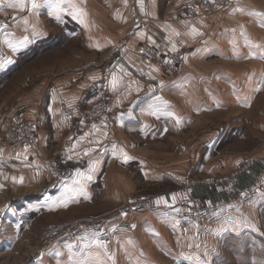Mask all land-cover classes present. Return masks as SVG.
Wrapping results in <instances>:
<instances>
[{"label":"crops","instance_id":"obj_1","mask_svg":"<svg viewBox=\"0 0 264 264\" xmlns=\"http://www.w3.org/2000/svg\"><path fill=\"white\" fill-rule=\"evenodd\" d=\"M186 1L35 0L33 8V0H23L20 10V0H0L5 22L0 27V209L14 227L22 225L16 216L100 212L115 230L111 249L97 247L98 238L90 234L59 238L46 244L36 264L64 262L58 260L65 249L81 254L68 264H188L183 250L190 236L236 235L255 226L248 211H257L263 201H246V175L234 198L220 189L197 188L209 215L190 220L186 215L194 205H177L173 188L189 164L179 159L172 166L171 144L188 141L196 133L189 129L202 127L204 112H214L220 125L236 122L238 109L264 107V0H231L223 13L175 20ZM143 43L166 55L182 50L178 75L168 77L142 59L137 49ZM102 86L111 92L116 115L102 124L70 126L65 110L95 101ZM20 110L36 123L38 153L12 151L6 142ZM220 128L209 130L212 147L203 153H214L213 146L232 134L239 133L236 139L247 134ZM163 140L165 146L158 147ZM186 142L178 148L181 156L191 153ZM244 151L234 143L228 154ZM196 171L213 170L202 165ZM150 197L167 204L146 210L142 203ZM201 245L206 250L207 244Z\"/></svg>","mask_w":264,"mask_h":264},{"label":"rangeland","instance_id":"obj_2","mask_svg":"<svg viewBox=\"0 0 264 264\" xmlns=\"http://www.w3.org/2000/svg\"><path fill=\"white\" fill-rule=\"evenodd\" d=\"M23 112L24 111L20 110L17 114ZM213 113L214 112H204L206 118L202 125H200L202 127L199 130L189 129V133L192 131L196 133L191 135L188 141L179 138L172 140L171 146L174 151L173 159L175 161L172 166H178L180 162L177 161L179 159H182L183 163L184 160L187 159V163L189 164V171L186 174L181 175L183 178L179 180L177 188L173 185V188L175 189V197L176 191L181 186L182 181H202L204 179L232 175L237 176L238 179L237 189L234 194H229L221 186H212L211 188L209 186L206 187L202 182H198L199 186L197 188L204 187L207 189H220L226 196L234 198L240 194L239 192L241 189L239 185L242 182V178L246 175L247 178L243 180L245 185L243 187V195L245 198L247 194L252 195L255 191L258 192L256 195H253L252 198H246V201H250L251 205H253L252 201H263V205L259 206L257 211L256 209L251 213L248 211V217L252 219L250 224L255 225L252 229L246 227L236 235H225L222 237H205L198 233L197 236H190L191 242L187 246V251L185 252L183 250V253L188 254V264H197V261H199L200 264H205V262H207V264H264V129L261 127V123L264 122V107L259 109H238L233 113L235 114L236 122L219 123L220 125L214 123L218 117L213 116ZM224 113L220 114V116ZM220 127L225 130L228 128L230 129L231 127L233 130L238 129L241 134H247L241 139H236L238 138L239 133L236 134V137L232 134L233 138L231 140H225L221 142V144L213 146L214 153H203L204 148L210 149V147H212V142L209 143L211 138L209 130L212 131V128L217 130ZM247 129L248 132H245ZM174 132H176L175 129ZM164 141L166 140L158 141V147L165 146L160 144ZM185 142L191 152L189 153V156L184 154L181 156L178 151V148H180L182 144H185ZM234 143L241 144L243 150H245L244 153L237 156H230L228 151L232 149ZM246 159L251 160L249 166L245 167L244 162ZM202 165L203 168L210 167L213 171L201 175L196 170H202ZM240 167H243L242 175H240ZM196 189L194 191L193 199L201 201L196 197ZM176 203L179 205L177 199ZM201 203L203 204L202 201ZM1 212L0 209V264H36L37 261L42 260V255L46 251V244L48 243V241L44 239L45 230L51 225H59L71 220L82 218H93L97 221L104 222L102 218L104 215H101L100 212L92 214L81 213L80 215L45 214L31 215L30 218L23 216L24 219L16 216L17 223H22V225L20 227H14L12 225L9 226L7 223L9 215H3L4 213ZM256 212H258V214H256ZM186 216L194 222H201L196 221L192 215H189V213ZM253 228H255V231H253ZM20 229H22L23 232ZM26 229L30 230L26 231ZM111 232L113 233V239L110 245H106V247L103 248L105 250L111 249L114 244L115 230H111ZM202 241L204 244L210 245L208 247L205 245L206 250H203L202 248ZM65 250H63L62 258L58 260V262L63 261L64 259L65 261L56 264H68L67 261L72 259H75L76 261V259L81 256L78 251L77 253L79 254L70 255V250ZM55 258L58 259L59 256L57 255ZM53 260L57 261L54 258Z\"/></svg>","mask_w":264,"mask_h":264},{"label":"built area","instance_id":"obj_3","mask_svg":"<svg viewBox=\"0 0 264 264\" xmlns=\"http://www.w3.org/2000/svg\"><path fill=\"white\" fill-rule=\"evenodd\" d=\"M231 5V0H187L185 4L175 13V20L206 19L218 13H223ZM4 19L0 18V27L4 26ZM138 55L148 63L160 67L164 75L173 77L178 75L183 65V51L176 49L170 55H166L159 48L143 43L137 49ZM66 118L70 126L76 123L86 125L102 124L110 121L115 115L112 107V97L110 90L102 86L97 99L85 107L67 108L65 110ZM6 142L12 151H23L27 153H38L40 143L37 135L35 121L29 119L25 112L14 115L10 121ZM251 159H246L244 166H249ZM242 175L243 167H240ZM239 175V176H240ZM239 178V177H238ZM202 182L206 187L221 186L229 194H234L237 189V176H227L212 179L182 181L181 186L176 191V199L180 206L194 205L195 209L189 212V215L196 221H203L209 215L208 209L198 199H193L194 191ZM258 192L252 195L247 194L250 199ZM143 208L149 211L156 210L158 205L154 198H147L142 203ZM82 234L96 236L104 245H110L113 239L111 229L103 222L93 218H82L71 220L59 225H51L46 228L44 239L48 242L59 238H77Z\"/></svg>","mask_w":264,"mask_h":264},{"label":"snow or ice","instance_id":"obj_4","mask_svg":"<svg viewBox=\"0 0 264 264\" xmlns=\"http://www.w3.org/2000/svg\"><path fill=\"white\" fill-rule=\"evenodd\" d=\"M9 6H10V7H17V5H9ZM18 7H19L20 10H23V8H24V2H23V0H20V3H19V5H18ZM32 7H33V8L36 7L35 0H33ZM57 7H58V5H57ZM50 14H51V13H50ZM257 15H259V14H257ZM261 27H264V22L261 23ZM192 33H193L194 35H199V33L196 32V29H192ZM140 35H141V37H143L144 34H143V33H140ZM26 40H27V37H25V41H24V42H26ZM149 40H151V37H149ZM24 42H21V44H23ZM153 43H154V41H153ZM233 43H235V42H233ZM10 46H11V45H10ZM13 50H15V49H13ZM173 50H175V45H173ZM253 58H254V57H253ZM93 79H94V77H93ZM111 85H112L113 90H115L116 87H117V78H116V76H113V77H112ZM156 100L159 101L160 98H159V97H156ZM177 123H179V120H177ZM26 151H27V149H25V152H26ZM85 154H87V153H85ZM18 158H19V154H18ZM69 158H71V157H69ZM128 159H129V157L127 156V154H125V155H124V160L127 161ZM77 175L80 176V175H82V174H81V173H77ZM88 178L91 179L90 176H89ZM19 182H20V183H23V178H22V177L20 178ZM80 191H81V192L84 191L83 185H81ZM172 199L175 200V197H173ZM156 203H157L158 205L161 204V203H165V204H167V200L161 198V199L157 200ZM66 205H67V201L64 202V206H66ZM231 223H232L233 225H235L237 222H236V221H232ZM253 231H255V228H253ZM95 243H96L97 247H100V248H105V247H106V245H104V244L102 243V241L99 240V239H97V240L95 241ZM70 247H71V246H70ZM197 264H200V262L197 261ZM205 264H207V262H205Z\"/></svg>","mask_w":264,"mask_h":264}]
</instances>
